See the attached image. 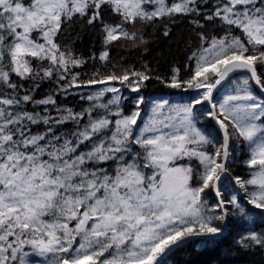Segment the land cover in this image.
I'll list each match as a JSON object with an SVG mask.
<instances>
[{"label": "snow or ice", "instance_id": "6c2138e0", "mask_svg": "<svg viewBox=\"0 0 264 264\" xmlns=\"http://www.w3.org/2000/svg\"><path fill=\"white\" fill-rule=\"evenodd\" d=\"M180 252L264 257V0H0V264Z\"/></svg>", "mask_w": 264, "mask_h": 264}, {"label": "trees", "instance_id": "16d2710c", "mask_svg": "<svg viewBox=\"0 0 264 264\" xmlns=\"http://www.w3.org/2000/svg\"><path fill=\"white\" fill-rule=\"evenodd\" d=\"M150 47L155 50L157 45L153 42ZM139 54H133L129 56V59L132 61L138 60ZM145 95L149 99L152 96H172L173 98H178L180 100H190L195 93L194 92H178L175 90L164 89L159 85H150L148 89L145 90ZM231 242V240H229ZM220 260L227 259L230 261V264H264V257H262L259 253L250 254V255H238V256H230L225 258L224 256L218 257ZM192 259L196 262V264H214V261L217 259L216 253H207L199 257H189L186 253L180 252L177 255L171 257L170 264H185L186 261Z\"/></svg>", "mask_w": 264, "mask_h": 264}, {"label": "rangeland", "instance_id": "374dc122", "mask_svg": "<svg viewBox=\"0 0 264 264\" xmlns=\"http://www.w3.org/2000/svg\"><path fill=\"white\" fill-rule=\"evenodd\" d=\"M159 99H167L169 100L171 103H183V102H187V100L183 101V100H180L178 98H169V97H150L149 100H159ZM37 258H33V260L35 261Z\"/></svg>", "mask_w": 264, "mask_h": 264}]
</instances>
